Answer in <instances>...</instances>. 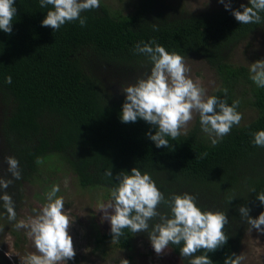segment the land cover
Listing matches in <instances>:
<instances>
[{"label":"trees","instance_id":"trees-1","mask_svg":"<svg viewBox=\"0 0 264 264\" xmlns=\"http://www.w3.org/2000/svg\"><path fill=\"white\" fill-rule=\"evenodd\" d=\"M14 6L17 15L11 34L0 30L1 172L8 167L5 158L11 156L18 160L21 172V179L13 182L30 181L53 157L65 164L80 187L112 190L118 183L116 174H130L135 167L152 177L165 199L189 193L202 210L224 212L229 221L224 227L228 241L208 255L213 264H224L226 257L236 254L246 225L239 207L247 206L252 218L264 212V204L257 199L264 193V147L253 144V133L264 130V88L250 79L246 66L231 64L228 55L264 24V12L259 13V24H239L224 6L190 13L162 0H136L130 13L121 14L100 2L99 9L81 13L85 26L74 21L53 31L41 26L52 6L41 8L39 0H15ZM231 7L242 11L240 5ZM151 41L169 53L203 59L219 79L208 96L229 105L239 101L237 111L249 108L254 116L234 125L215 146L202 131L199 117L177 139L166 137L168 148H157L148 139L146 133L155 134V129L145 121L122 123L125 95L112 93L98 71L103 66L112 68L108 79L116 78L119 87L121 74L149 72L150 60L137 53L135 46ZM8 76L11 84L5 82ZM106 171L113 176H105ZM158 211L171 215L163 203ZM0 213L8 219L2 201ZM157 221L149 222V231ZM123 233L114 239L110 230L100 239L123 249L132 235L148 236V232L132 233L127 228ZM182 246L169 245L181 264H189L190 258L180 255Z\"/></svg>","mask_w":264,"mask_h":264},{"label":"clouds","instance_id":"clouds-1","mask_svg":"<svg viewBox=\"0 0 264 264\" xmlns=\"http://www.w3.org/2000/svg\"><path fill=\"white\" fill-rule=\"evenodd\" d=\"M229 10L239 24H259L264 12V0H248V5L241 4V10L232 9L231 0H219ZM15 0H0V30L11 34L13 19L17 15ZM46 17L42 27L57 31L66 23L79 21L81 27L86 25L82 12L99 9L100 0H39V6L46 8ZM250 5V6H249ZM154 30L156 26L153 25ZM154 45V46H153ZM135 51L148 57L152 67L150 74L140 78L135 84L123 86L120 92L125 95L120 119L122 123H135L143 120L155 129L146 133L157 148H168L170 137L177 139L182 129H186L193 119V114L199 115L201 129L211 139L213 146L231 132L234 125H239L242 114L237 111L239 101L231 105L216 96H208L205 88L188 75L190 69L184 62V57L169 53L164 47L150 43L137 44ZM250 79L259 88H264V59L250 64ZM12 83V77L5 78ZM225 94L227 89L224 90ZM253 144L264 147V130L253 133ZM203 155H207L204 153ZM7 171L11 179L0 178V201L8 214L10 221L16 220L15 202L7 189L14 180L21 179L19 162L14 157H6ZM36 163H41L38 159ZM105 176L112 177L111 171ZM117 186L110 193L108 203H101L99 211L103 212V220L110 223L112 238L122 236L125 228L132 233L148 232V238L154 252L159 256L164 254L170 244L180 245L182 258H190L189 264H213L208 253H213L223 247L228 236L224 227L229 223L228 216L221 211H205L196 203V197L184 193L173 194L165 199L152 177L133 167L130 174L117 173ZM59 186L54 185L46 193L47 202L37 215L26 221L15 224L17 229L23 228L32 239L36 252L23 258V264H67L74 260L76 252L70 228L71 218L65 213L63 197H58ZM254 191V190H253ZM264 204V193L257 195ZM232 200H229V203ZM165 204L171 215L161 214L158 208ZM239 214L251 229L264 233V212L257 218L249 215L247 206H240ZM158 221L151 225L150 221ZM203 251V255H195ZM243 257L232 254L226 257L224 264H241ZM120 264H129L122 259Z\"/></svg>","mask_w":264,"mask_h":264},{"label":"rangeland","instance_id":"rangeland-1","mask_svg":"<svg viewBox=\"0 0 264 264\" xmlns=\"http://www.w3.org/2000/svg\"><path fill=\"white\" fill-rule=\"evenodd\" d=\"M162 1L171 6L182 7L190 13H201L224 6L219 3V0ZM247 1L231 0V5H241ZM100 2L105 4L111 12L126 14L132 11L136 0H100ZM261 59H264V24L243 38L228 55V61L231 64H241L248 69L251 63ZM184 62L190 69L189 77L199 82L205 88L207 95L218 86L219 79L216 73L203 59L197 56H186ZM109 70L111 72L112 68L108 69L107 66H103L98 73L107 82L112 93L120 92L123 86L135 84L138 79L150 74V71L144 74L136 71L123 73L121 74L124 75L121 80L122 86L119 87L116 78L108 79ZM3 110L4 105L0 102V116ZM240 113L243 117L241 123L254 116V111L249 108L240 110ZM198 117L199 115L194 113L192 121L186 129L181 130V133L190 129ZM4 172H8L6 166L2 168V172L0 168V175ZM5 177L11 179L10 173ZM54 185L59 186L57 196L63 197L65 213L73 222L69 232L74 241L76 255L74 260H69L67 264H120L122 259H127L129 264H181L180 258L169 246L164 254L158 256L148 236L132 235L129 238L128 247L123 249L115 246L111 240L100 239L102 233L110 231V223L107 220L102 221L103 212L99 211L98 206L109 202L112 190L101 186L80 187L65 164L53 157L43 163L41 174L33 175L30 181H21L18 184L13 182L7 189V192L14 198L16 220H6L0 213V264H23L25 256L36 252L33 241L26 234V230L17 229L15 224L20 220L26 221L29 217L37 215L47 202L46 193ZM236 255L243 257L241 264H264V233L251 229L246 223L237 243Z\"/></svg>","mask_w":264,"mask_h":264}]
</instances>
